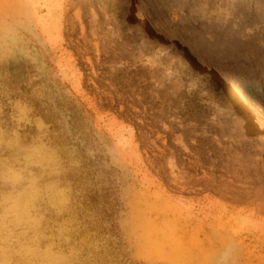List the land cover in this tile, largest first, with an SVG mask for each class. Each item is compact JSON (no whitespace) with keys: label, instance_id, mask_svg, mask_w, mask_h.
I'll list each match as a JSON object with an SVG mask.
<instances>
[{"label":"rangeland","instance_id":"obj_1","mask_svg":"<svg viewBox=\"0 0 264 264\" xmlns=\"http://www.w3.org/2000/svg\"><path fill=\"white\" fill-rule=\"evenodd\" d=\"M17 105L71 153L82 264H264V0H0Z\"/></svg>","mask_w":264,"mask_h":264},{"label":"clouds","instance_id":"obj_2","mask_svg":"<svg viewBox=\"0 0 264 264\" xmlns=\"http://www.w3.org/2000/svg\"><path fill=\"white\" fill-rule=\"evenodd\" d=\"M72 166L50 123L0 108V264H82L67 216Z\"/></svg>","mask_w":264,"mask_h":264},{"label":"bare ground","instance_id":"obj_3","mask_svg":"<svg viewBox=\"0 0 264 264\" xmlns=\"http://www.w3.org/2000/svg\"><path fill=\"white\" fill-rule=\"evenodd\" d=\"M178 24V23H177ZM175 25V24H174ZM182 28V27H181ZM180 28V29H181ZM179 27L176 25L174 27H172V29L169 31V33H167L166 37L172 42H181L182 40V35L180 34V30ZM182 31V30H181ZM168 32V31H167ZM185 33V32H184ZM183 33V34H184ZM184 41V39H183ZM182 43V42H181ZM184 43V42H183ZM190 46V45H189ZM188 47V46H187ZM191 48H193L192 46H190ZM194 49V48H193ZM193 51V50H192ZM188 54H190V52L188 51ZM193 54V53H192ZM198 59V58H197ZM199 61V60H198ZM203 63V62H202ZM208 65V64H207ZM200 68L204 71V72H207L208 70L205 69L204 65L203 66H200ZM207 68H210L207 66Z\"/></svg>","mask_w":264,"mask_h":264}]
</instances>
